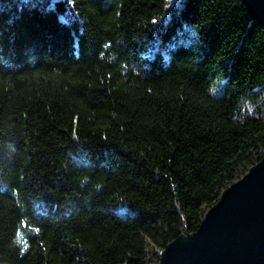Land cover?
<instances>
[{
	"label": "trees",
	"instance_id": "16d2710c",
	"mask_svg": "<svg viewBox=\"0 0 264 264\" xmlns=\"http://www.w3.org/2000/svg\"><path fill=\"white\" fill-rule=\"evenodd\" d=\"M263 156L240 0H0V264H158Z\"/></svg>",
	"mask_w": 264,
	"mask_h": 264
},
{
	"label": "water",
	"instance_id": "95a60500",
	"mask_svg": "<svg viewBox=\"0 0 264 264\" xmlns=\"http://www.w3.org/2000/svg\"><path fill=\"white\" fill-rule=\"evenodd\" d=\"M264 29V0H240ZM158 264H264V156L225 189L196 231L179 236Z\"/></svg>",
	"mask_w": 264,
	"mask_h": 264
},
{
	"label": "rangeland",
	"instance_id": "374dc122",
	"mask_svg": "<svg viewBox=\"0 0 264 264\" xmlns=\"http://www.w3.org/2000/svg\"><path fill=\"white\" fill-rule=\"evenodd\" d=\"M174 3V2H173ZM173 3H170L169 5L171 6Z\"/></svg>",
	"mask_w": 264,
	"mask_h": 264
}]
</instances>
